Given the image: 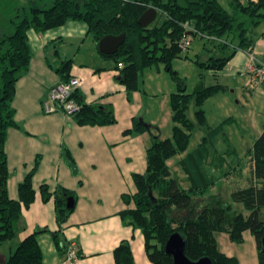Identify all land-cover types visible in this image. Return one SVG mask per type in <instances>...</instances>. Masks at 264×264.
<instances>
[{
	"label": "trees",
	"instance_id": "trees-1",
	"mask_svg": "<svg viewBox=\"0 0 264 264\" xmlns=\"http://www.w3.org/2000/svg\"><path fill=\"white\" fill-rule=\"evenodd\" d=\"M149 7L156 8V18L160 16V20L142 27L137 20ZM263 19L264 0H231L229 9L219 0H84L82 3L54 0L49 8L31 7L29 14L19 21H13V30L0 34V244L17 237L22 211L35 200L33 175L39 157L19 182L18 198L14 199L8 192L10 172L5 150L7 130L19 126L12 103L17 81L29 68L32 57L28 38L30 29L45 32L68 20H81L87 24L96 43L104 34L125 32L126 40L119 50L105 56L113 58L115 66L120 69L121 82L125 85L127 98L131 100L138 88L139 67L159 61L170 70L172 59L181 52L183 39L191 40L197 35L221 40L228 36L235 38V47L230 49L223 41L219 56L211 55L207 61H198L200 65L218 70L228 63L238 49L246 50L255 42L249 25L255 27ZM261 37L264 38V31ZM71 65V59L62 60L55 71L63 80H67ZM220 87L219 84L203 86L198 92L187 93L179 82L177 92L170 95L171 119L174 122L171 137L161 138L158 127L141 118L134 119L132 129L124 130V134L132 130L148 131L152 136L151 145L146 149V170L132 174L136 190L132 194H122L127 206L119 212L127 225L142 232L145 252L151 264H173L164 246L174 232L184 238L185 254L191 260L206 256L211 264H239L236 257L227 256L218 249L213 233L225 231L232 241L241 243L245 230L254 236L259 264H264V126L247 150L250 165L248 184L231 192L232 198L241 203L247 213L224 201L220 193L209 194L210 182L196 184L192 173L198 168L189 172L192 184L185 188L168 165L170 158L187 149L190 131L194 127L187 118L190 103L196 105L197 121L204 125L206 118L200 106ZM79 103L80 110L73 114L78 124L105 125L116 122L112 105ZM206 141L205 137L199 146L203 147V152ZM63 153L72 171L77 173V165L69 149L64 148ZM192 159L191 156L187 157V161ZM39 189L44 201L53 198L57 221H67L76 205V193L61 185L50 191L46 183H42ZM68 196L75 201L72 209L66 208ZM45 231L48 229L43 227L29 234L0 264H42V251L36 236ZM65 245L64 242H57L63 253ZM113 255L115 264H136L127 239L115 247Z\"/></svg>",
	"mask_w": 264,
	"mask_h": 264
},
{
	"label": "crops",
	"instance_id": "crops-1",
	"mask_svg": "<svg viewBox=\"0 0 264 264\" xmlns=\"http://www.w3.org/2000/svg\"><path fill=\"white\" fill-rule=\"evenodd\" d=\"M55 28H61L62 31L55 32L57 36L52 37L49 32ZM55 28L45 32L32 29L31 33L28 31L31 50L34 49L37 54L35 52L32 54L29 68L18 79L12 103L19 126L9 127L5 142L10 172L7 183L10 197L18 198V184L33 166L36 156L42 158L48 151L53 153V158L45 166L40 160L33 175L35 200L22 211L17 237L0 244V263L12 254L21 240L36 229L45 227L48 231L38 233L36 236L42 251V264H62L64 253L58 248L57 242L66 243L71 238L77 241L80 248L78 264H115L113 251L124 239L130 242L136 264H151L145 252L142 232L127 225L119 212L127 206L122 194H132L136 190L132 179L133 172L145 171V149L152 142V136L148 132L138 135L123 133L124 130L131 128L134 117L122 98L125 94V85L121 82L119 70H114L115 61L99 52L87 24L81 20H68ZM89 36L90 47L82 57L88 54L93 61L90 65L80 56L81 46ZM65 39L71 45L74 43L79 45L69 58H61L59 49L55 46L49 50L52 43L59 44ZM251 46L263 49L264 41L256 40ZM48 50L59 59V63L66 59L72 60L69 76H78L82 79V84L74 96L77 101L110 104L113 108L120 107L122 114L127 109L123 114L124 122L120 123V112L115 111L117 121L113 124L75 123L74 128L79 133L78 136H70L66 140L60 136L52 143L37 141L36 137L40 131L51 126L34 123V117H44L42 101L46 98L48 89L64 81L55 71L59 63L53 66L48 59ZM148 122L156 124V120L153 119ZM70 123L73 124L71 121ZM61 124L56 126L58 130L65 128L63 123ZM61 130L57 134L65 136ZM63 146L72 152L77 173L63 162ZM183 154L185 152L177 157V161L169 159L168 165L171 168L174 164L175 170L178 162H182L183 167L174 173L181 185L188 188L192 184L189 172L198 168L197 161L201 155L197 154V157L187 161L190 153ZM192 175L196 184L205 181L204 171L200 168ZM42 183H46L50 191L61 185L76 193V205L67 221L63 223L57 221L53 198L48 201L42 199L39 189ZM213 235L218 249L227 256L236 257L239 264H259L257 244L249 230L243 231L241 243L232 241L225 231H215Z\"/></svg>",
	"mask_w": 264,
	"mask_h": 264
},
{
	"label": "rangeland",
	"instance_id": "rangeland-1",
	"mask_svg": "<svg viewBox=\"0 0 264 264\" xmlns=\"http://www.w3.org/2000/svg\"><path fill=\"white\" fill-rule=\"evenodd\" d=\"M53 1L0 0V34L4 31L11 32L13 30V21H19L22 16L29 14L31 7L47 9L53 4ZM76 1L82 3L84 0ZM219 1L225 8L229 9V2L231 0ZM159 20L160 16L153 23ZM249 26L251 36L255 39V42L260 39L264 41V38L261 37V33L264 31V19L255 27L253 24ZM30 31L29 33H31ZM61 31V28H55L49 34L55 37L57 35L54 33ZM47 38L49 39V37ZM58 39L60 40L61 38L58 37ZM90 41L89 36L81 46V57L89 49ZM223 41H226L230 49L235 47L233 45L234 42L236 44V39H232L230 36L223 40L208 37L202 38L198 35L192 37L189 46L184 50L181 48V52L172 59L170 70L169 67H165L163 62L159 61L145 65V67H139L137 90L133 92V97L129 100L125 88V94L122 95V98L127 104L128 111L130 113L133 112V122L135 118L142 117L147 123L151 119L156 120V124L153 125L158 127L160 137L167 138L172 136V128L174 125L170 115V95L173 92H177L179 82L185 86V92L187 93L195 92L199 84H202V87L219 84L221 87L206 98L200 106L204 110L206 118L204 125L198 123L195 115L197 107L193 102L190 103L187 109V118L193 122L194 127L190 131L189 143L183 155L190 153L191 157H197V154L199 155L201 153L198 168L204 171L205 175V181L201 182V185L210 182L207 191L209 194L220 193L224 201L230 202L236 209L243 210L247 213L242 204L232 198L231 192L235 188L244 187L248 184L250 165L247 150L261 133L264 126V90L260 84L251 82L245 68V58L247 61L248 52L264 60V48L249 46L246 50L238 49L222 69L217 70L200 65L199 62L207 61L211 55L219 56L220 43H223ZM54 46L59 49L61 58H69L70 56L72 57V52L79 45L76 43L71 45L65 39L64 42L59 44L52 43L49 46V50H51L50 48L54 49ZM49 50L47 57L53 66H56L59 63V59L54 57L53 54L51 55ZM31 51L32 54L35 52L34 49ZM226 52L228 53V51ZM35 54L37 53L35 52ZM82 60H87L85 62L89 63V65L93 63L88 54L82 57ZM112 61L114 62L113 58ZM76 63L78 64L77 61ZM116 69L120 73V69L115 66L114 70ZM120 110H122L120 107L113 108L114 112H120L119 121L123 123V114L126 110L123 111V114ZM42 114L44 117H34V123L38 122L40 125H49L51 127L40 131L36 137L40 143L44 141L55 142V139L60 138V136L66 140L70 136L79 135L76 132V128H74L77 122L73 115L62 111L52 113H44L42 111ZM114 115L116 114L114 113ZM61 123H63L65 128L59 130L65 136L57 134L60 131L56 126H61ZM52 125L55 127L53 128ZM77 125L80 124L77 123ZM132 128L133 123L129 129ZM144 132L147 133L148 131ZM129 133L138 135L143 132L132 130ZM205 137L207 141L205 143L206 148L204 147L205 152H203V147L199 146H201L200 144L203 143ZM150 145L151 143L148 146ZM64 148L68 147H62L63 162L71 168L63 153ZM70 153L73 156L72 152ZM179 155L181 153L175 154L172 160L177 161ZM52 156L53 153L47 151L42 158L36 156L35 160L39 157V163L42 160L43 166H45L50 163L53 158ZM146 164L145 149V167ZM181 167H183L182 162H178L175 170H179ZM175 170L174 164H172L171 171L174 175Z\"/></svg>",
	"mask_w": 264,
	"mask_h": 264
},
{
	"label": "built area",
	"instance_id": "built-area-1",
	"mask_svg": "<svg viewBox=\"0 0 264 264\" xmlns=\"http://www.w3.org/2000/svg\"><path fill=\"white\" fill-rule=\"evenodd\" d=\"M190 44V39L182 40L181 48L186 49ZM248 59L245 64L247 73L252 83L260 84L264 90V60L259 59L253 53L248 52ZM82 84V79L78 76H70L67 80L61 81L51 86L46 98L42 101V107L46 113L62 111L73 115L81 108V104L74 97V93ZM80 259V248L73 238L68 239L65 245V252L62 264H78Z\"/></svg>",
	"mask_w": 264,
	"mask_h": 264
},
{
	"label": "water",
	"instance_id": "water-1",
	"mask_svg": "<svg viewBox=\"0 0 264 264\" xmlns=\"http://www.w3.org/2000/svg\"><path fill=\"white\" fill-rule=\"evenodd\" d=\"M157 16V10L154 7H149L145 10L137 22L142 27H148ZM126 40V33L121 32L119 34H104L97 41V48L100 53L105 55L115 54L120 46ZM202 88V84H199L195 89V92L200 91ZM75 201L72 196H68L66 198V208L72 209L74 207ZM264 245V238H263ZM164 250L166 254L172 257L173 264H211V260L209 257H201L197 260H191L185 254V240L178 232L172 233L167 239ZM264 254V251H263Z\"/></svg>",
	"mask_w": 264,
	"mask_h": 264
}]
</instances>
